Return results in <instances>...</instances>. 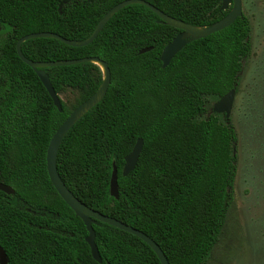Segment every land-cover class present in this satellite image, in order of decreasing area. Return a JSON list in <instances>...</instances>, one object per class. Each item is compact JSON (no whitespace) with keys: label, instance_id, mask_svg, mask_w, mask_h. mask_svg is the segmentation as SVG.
I'll return each mask as SVG.
<instances>
[{"label":"trees","instance_id":"obj_1","mask_svg":"<svg viewBox=\"0 0 264 264\" xmlns=\"http://www.w3.org/2000/svg\"><path fill=\"white\" fill-rule=\"evenodd\" d=\"M124 0H0V248L7 264H160L137 237L95 222L101 263L93 260L82 221L59 197L46 171L51 136L102 81L93 63L44 68L61 112L35 72L15 51L23 36L51 32L82 41ZM195 27L227 15L222 0H144ZM181 31L148 8L119 10L90 44L74 48L49 38L21 44L25 58L50 62L98 58L110 70L103 99L64 136L56 156L66 188L88 208L139 230L168 264H205L233 199L236 132L231 120L208 112L206 97L235 90L250 55L245 14L185 45L162 68L165 46ZM4 35V37H2ZM144 48L150 51L139 54ZM64 98V99H63ZM142 149L125 177V157ZM113 164L118 198L109 193Z\"/></svg>","mask_w":264,"mask_h":264},{"label":"rangeland","instance_id":"obj_2","mask_svg":"<svg viewBox=\"0 0 264 264\" xmlns=\"http://www.w3.org/2000/svg\"><path fill=\"white\" fill-rule=\"evenodd\" d=\"M241 2L251 52L242 61L228 117L237 138L233 199L205 264H264V0ZM217 101L206 97L208 112Z\"/></svg>","mask_w":264,"mask_h":264},{"label":"water","instance_id":"obj_3","mask_svg":"<svg viewBox=\"0 0 264 264\" xmlns=\"http://www.w3.org/2000/svg\"><path fill=\"white\" fill-rule=\"evenodd\" d=\"M133 4L145 6L152 13H154L162 23L166 24L171 28L181 31L163 49L160 56L162 68L168 66L171 59L185 45L196 39H203L213 33L223 30L224 28L231 25L237 18L241 17L243 14L241 0H222V8L224 10L227 9L228 6H231L230 11L227 13V15L218 22L208 27L200 28V27L192 26L190 24H187L185 22H182L180 20H177L175 18L166 15L163 12H161L159 9H157L156 7H154L153 5H151L150 3L144 0H124L113 6L102 16V18L96 24L93 32L85 40L82 41L68 40L51 32L32 33L21 37L16 42L15 51L19 59L35 72V74L37 75L41 84L47 91L49 97L52 100L54 107L57 109L58 112H61L60 100L49 81L48 75L43 71L44 68L71 66L81 63H93L100 69L102 73V81L99 87L97 88V90L90 97H88L85 101H83L81 104H79L76 108H74L71 111L68 117L61 123V125L56 129L54 134L51 136L46 150V171L49 181L53 186L54 190L56 191V193L59 195V197L65 202V204L72 210L74 215L78 217L85 226L87 231L85 242L89 247L90 254L93 260L96 261L97 263H101V258L95 244V233L92 227V224H94L95 222H100L137 237L153 251L157 259L159 260L160 264H168V261L164 253L152 239H150L147 235L140 232L139 230L132 228L131 226H128L114 218L105 216L97 211L88 208L86 205L80 202L76 197H74V195L66 188V186L60 179L57 172L56 156H57L58 148L64 136L79 119H81L88 111H90L103 99V97L105 96L108 90V87L110 85V70L107 64L98 58H81V59L50 61V62H34L25 58L21 52V44L23 42L38 38L54 39L62 42L67 46L74 48L84 47L94 41V39L97 37L99 32L106 25V23L119 10ZM150 49L151 48H144L139 51V54L146 53L150 51ZM234 94H235V90H230L227 94H225L220 99H218V101L215 103V105L212 108V112L221 113L224 115L226 119H228L231 111L232 103L234 100ZM141 149H142V140L137 139L131 152L124 159V165L122 168L123 177L127 176L136 166ZM0 191L7 195L14 194V190L10 186L4 185L2 183H0ZM109 193L115 199L118 198L117 169L114 164L112 166V173L110 177ZM7 262H8L7 256L3 251V249L0 248V264H7Z\"/></svg>","mask_w":264,"mask_h":264}]
</instances>
